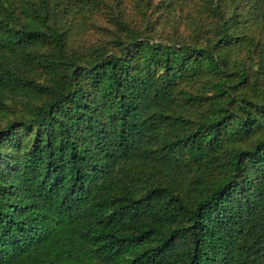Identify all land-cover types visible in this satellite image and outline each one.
I'll list each match as a JSON object with an SVG mask.
<instances>
[{"label": "trees", "instance_id": "obj_1", "mask_svg": "<svg viewBox=\"0 0 264 264\" xmlns=\"http://www.w3.org/2000/svg\"><path fill=\"white\" fill-rule=\"evenodd\" d=\"M179 1L0 0V264H264V0Z\"/></svg>", "mask_w": 264, "mask_h": 264}, {"label": "rangeland", "instance_id": "obj_2", "mask_svg": "<svg viewBox=\"0 0 264 264\" xmlns=\"http://www.w3.org/2000/svg\"><path fill=\"white\" fill-rule=\"evenodd\" d=\"M111 2H115V0H108ZM172 5L168 11L164 10L163 8L159 7V4L163 2H168ZM120 3L122 5V9L129 13L130 15H133L135 18V21L138 25L144 26L145 22L143 17H141L138 13V9L141 8L143 11H148L149 13L154 10V8L159 7L161 9V12H157L155 14V17L161 15H164V18H162L159 22L156 24L151 25V28H155V31L158 33L157 36L160 33V30L162 31V35L166 34V31L169 30L168 24H163V21L166 19V21H171L173 18L180 19L183 15V9L181 5H179V0H120ZM191 6V0L189 1V7ZM188 7L186 6V9ZM169 13L170 16H168L166 13ZM183 21V20H182ZM184 22L180 24V26H183ZM113 28L111 25L109 18L107 17L106 13L98 14L95 17V20L92 21L89 25V28L87 31H85L84 34L80 37V39L76 43H80V47H90L92 45L97 44H106L110 41L111 37L108 36L106 33V28Z\"/></svg>", "mask_w": 264, "mask_h": 264}]
</instances>
